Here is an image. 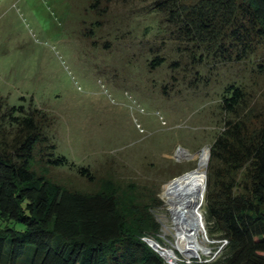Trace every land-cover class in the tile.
Masks as SVG:
<instances>
[{"label": "trees", "instance_id": "trees-1", "mask_svg": "<svg viewBox=\"0 0 264 264\" xmlns=\"http://www.w3.org/2000/svg\"><path fill=\"white\" fill-rule=\"evenodd\" d=\"M146 13L160 17L165 39L148 45V67L167 66L171 85L208 83L207 63L255 64L249 82L225 85L210 146L204 211L217 252L181 264H264V0H154ZM51 127L45 111L0 96V264H18L29 246L28 264H167L147 242H163L158 195L99 184L91 168L56 154ZM61 167L95 189L48 178Z\"/></svg>", "mask_w": 264, "mask_h": 264}, {"label": "rangeland", "instance_id": "rangeland-1", "mask_svg": "<svg viewBox=\"0 0 264 264\" xmlns=\"http://www.w3.org/2000/svg\"><path fill=\"white\" fill-rule=\"evenodd\" d=\"M153 2L0 0V96L10 107L32 105L48 113L56 154L91 168L99 184L123 191L136 184L157 194L158 251H174L165 259L181 264L192 258L177 256L164 194L207 173V148L222 128L224 87L236 79L249 82L255 64L207 63L208 83L190 85L185 77L171 85L167 66L148 67V45L165 40L158 33L160 17L146 13ZM46 175L71 189H95L68 167ZM201 210L205 217L204 202ZM206 226L205 218L198 258L217 252ZM30 253L29 246L18 264H28Z\"/></svg>", "mask_w": 264, "mask_h": 264}, {"label": "bare ground", "instance_id": "bare-ground-1", "mask_svg": "<svg viewBox=\"0 0 264 264\" xmlns=\"http://www.w3.org/2000/svg\"><path fill=\"white\" fill-rule=\"evenodd\" d=\"M205 183V172H202L164 194L166 207L171 214L173 229L177 235V244L174 247L189 258H194L201 248L199 237L201 235L205 237V217L202 207L200 210L196 209L204 202ZM185 225L190 229L187 230ZM166 256L175 257V252L168 250Z\"/></svg>", "mask_w": 264, "mask_h": 264}, {"label": "water", "instance_id": "water-1", "mask_svg": "<svg viewBox=\"0 0 264 264\" xmlns=\"http://www.w3.org/2000/svg\"><path fill=\"white\" fill-rule=\"evenodd\" d=\"M208 149H209V154H208V160H207V162H206V168H207V166H208V162H209V158H210V147H208ZM206 171H205V177H206ZM206 182H207V180H206ZM206 186H207V183H205V191H206ZM202 205L203 204H199L197 207H196V209L197 210H200L201 209V207H202ZM187 222V221H186ZM185 228L188 230V229H190L189 228V226H187V225H185ZM205 234H206V232H205ZM147 242H148V244L153 248V249H155L156 251H158V249H159V244L157 243V242H155V241H153V240H151V239H147ZM179 253L180 254H182L180 251H179ZM160 254L164 257V255H166L167 254V252L165 253V252H160ZM196 258H198V256H195ZM194 257V258H195ZM165 258V257H164Z\"/></svg>", "mask_w": 264, "mask_h": 264}, {"label": "built area", "instance_id": "built-area-1", "mask_svg": "<svg viewBox=\"0 0 264 264\" xmlns=\"http://www.w3.org/2000/svg\"><path fill=\"white\" fill-rule=\"evenodd\" d=\"M166 260V259H165ZM167 264H170V262L168 261V259L166 260ZM175 263V262H174ZM176 264V263H175Z\"/></svg>", "mask_w": 264, "mask_h": 264}]
</instances>
